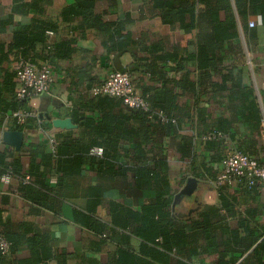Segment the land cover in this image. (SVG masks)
Masks as SVG:
<instances>
[{"label":"trees","instance_id":"obj_1","mask_svg":"<svg viewBox=\"0 0 264 264\" xmlns=\"http://www.w3.org/2000/svg\"><path fill=\"white\" fill-rule=\"evenodd\" d=\"M97 1L100 0H75L73 5L62 10L61 16L64 21L81 18L83 27L92 26L107 36L104 44L108 52L123 49L126 39L128 43H133L122 34L120 25L104 22L101 16L95 14ZM107 1L112 4L117 0ZM145 3L151 5V10L161 18L163 24L178 26L186 33L197 32L195 51H186V57L187 62L190 59L195 61L201 73L198 89L207 84L219 94L230 90L231 102L235 97L241 100L239 86L235 84L234 87H228L229 77L221 75L219 66L222 57H225V43L238 36L236 12L243 19L260 15L264 20V0H149ZM40 4L36 0L29 6L37 8ZM56 29L55 24L34 20L31 27L15 34L9 50L20 53L21 59L34 61L35 57L30 53L36 50L37 44L45 45L46 33ZM3 49L0 46V51ZM73 52L69 43L62 44L49 52L45 64L54 58L69 59ZM150 53L153 58H137L133 66L121 70L131 74L137 91V88L142 87V95L150 104L149 111L131 109L117 97L90 96L71 113L78 129L57 134L53 153L43 155L41 164H37L35 156H32L33 162L28 173L23 170L21 153L1 143L0 182L3 176L10 174L21 182V191L26 199L37 207L40 205L47 209L56 208L59 199L71 197V191L75 190V185L71 184L72 177L81 175L84 170H95L102 180L127 182L131 195L143 196L144 200L138 208L128 203L110 201V218L104 221L97 216V208L104 202L105 186L87 188L86 212H76L74 220L98 238L90 248L92 252L101 251L108 243L114 244L116 249L105 260L87 253L54 255L52 261L55 264H264V211L253 207L241 209L237 194H231L229 186L218 189L217 204H201L199 210L189 217L177 215L173 207L177 191L172 179L167 140L180 138L181 145L177 146V151L182 161L189 162L186 171L188 176L215 183L219 173L212 166L198 163L205 158L197 155L198 146L193 140H202L204 148L210 150L225 144L230 134L221 120L213 127H205L207 113L199 104L195 105L194 111L180 107V94L176 93L175 84H171L176 78L161 79L160 73L167 69L160 63L179 57V53L163 52L154 46ZM4 59H0V64ZM171 71L174 69L169 68ZM219 74L222 83H210L211 78ZM145 79L151 85L146 86ZM178 81L186 91H194L188 75ZM28 102L17 99L14 92L10 106L12 113L32 110ZM161 115L166 116L168 121L163 122ZM189 118L194 120L191 123L192 137L182 132ZM255 118L260 122L259 116ZM40 119L41 116L29 117L25 124L20 125L13 118L14 125L9 130L26 132L28 129L41 128L48 131L49 125L42 119L39 124ZM209 133H222L228 138L204 140L203 137ZM44 140L43 145L38 147L42 151L50 141L49 138ZM95 148L103 150L102 156L92 154ZM29 152L34 155L33 151ZM45 168H51L61 175L57 186L46 185ZM27 177L31 179L29 182H25ZM237 186L248 189L262 187H249L244 183ZM1 213L0 210V219ZM234 221L236 226L233 225ZM0 235L11 243L10 253L25 245L21 235L4 231ZM8 255H0V264H12ZM45 258L49 256H38L33 250L32 257L21 264H39Z\"/></svg>","mask_w":264,"mask_h":264},{"label":"crops","instance_id":"obj_2","mask_svg":"<svg viewBox=\"0 0 264 264\" xmlns=\"http://www.w3.org/2000/svg\"><path fill=\"white\" fill-rule=\"evenodd\" d=\"M34 1L36 0H0V46L4 47L3 51H0V59L8 57L0 64V123H2L0 146L1 143L2 146L6 145L2 141L3 134L11 131L9 127L14 125L10 106L13 103L14 92L17 90V82L13 75V67L17 60L22 58L20 53L9 50V46L15 40V34L19 30L31 27L34 20H44L56 25L55 31L46 33L45 45L37 44L36 50L30 53L32 57H35V60L31 62L37 64L47 63L45 57H48L51 50L62 44L69 43L74 52L69 59L54 58L50 63L48 62L54 76L50 93L28 102L30 108L38 111L40 116L43 115L41 119L49 125V130L43 131L39 128L21 131L24 134V145L20 151L6 145L21 153L25 173H28L33 162L32 156H35L37 164H41L43 155L53 153L50 141L44 151L38 148L43 145L45 138L70 131L55 128L48 116L52 119L70 118L72 120V111L79 108L80 104L91 96L90 91L94 86L104 82L112 72L133 66L137 58H153L150 53L153 46L163 52L180 55L160 63V66L167 69L160 73L162 80L177 79L171 84H175L176 93L180 94L178 101L180 107L194 111L195 105L199 104L207 113L205 127H213L221 120V124L228 128L230 135L227 142L215 149L206 150L202 140L197 142L193 140V143L198 146L197 155L205 158L198 163L201 162L206 167L212 166L220 173L222 159L231 151H243L258 158L264 156V20L262 16L251 15L243 19L236 12L238 36L224 45L225 57H222L219 66L220 73L223 77H229L228 87H234L236 84L241 90V100L235 97V100L231 102L230 90L219 94L207 84L198 89L197 83L201 73L197 70L195 61L190 59L187 62L188 57H186V51L189 53L195 51L197 32L186 33L178 26L170 27L163 24L161 18L151 10V5L145 3L149 0H117L112 4L107 0L96 2L95 14L101 16L104 22L120 25L122 34L133 42L128 43L126 39L123 41V49L116 52H108L104 44L107 36L97 32L92 26L83 27L81 18L63 20L62 10L73 5L75 0H39L41 2L39 7H30L29 5ZM252 22L255 23L254 27L250 26ZM218 47H220L219 44ZM169 68H173L174 71L169 72ZM186 75L193 84L194 91L188 92L177 83ZM144 81L146 86L151 85L148 79ZM213 82L222 83L220 74L211 78L210 83ZM137 89L142 94V87ZM256 116L260 117V122L255 118ZM192 122H194L192 118L187 119L182 130L188 137L193 135ZM77 129L78 126L72 130ZM200 129L203 130V127ZM167 142L174 189L178 194L188 178L192 176L186 173L189 162L182 161V156L177 151V146L181 145L180 138H169ZM29 150L33 151L34 155H31ZM102 153L97 155L92 152L97 156H102ZM44 170L47 171L46 185L57 186L61 175L51 168ZM197 181L198 189L192 196H185L176 205L174 199L173 207L181 218L189 217L197 212L201 204L218 203L219 188L215 183ZM71 184L75 185V190L71 191V197L59 199L56 208L47 209L40 205L37 207L25 198L18 179L10 177L8 182L1 179L0 232L21 235L24 237L25 244L18 251L8 255V260L12 264L28 261L32 257L33 250L38 253V256H49L39 264H55L52 261L54 255L64 253L69 255L87 253L105 260L115 251L116 246L108 243L102 247L101 251L92 252L90 248L98 241V238L74 220L76 212H86L87 188L105 186L104 202L97 208V216L104 221L110 218L108 205L110 201L116 200L138 208L144 200L143 196L131 195L127 182L102 180L95 170L92 172L84 170L81 175L73 176ZM229 192L237 194L241 209L253 207L262 208L264 211V186L259 189L234 186L229 188ZM49 195L55 197L50 193ZM192 210L194 212L190 214ZM233 225L236 226V221Z\"/></svg>","mask_w":264,"mask_h":264},{"label":"built area","instance_id":"obj_3","mask_svg":"<svg viewBox=\"0 0 264 264\" xmlns=\"http://www.w3.org/2000/svg\"><path fill=\"white\" fill-rule=\"evenodd\" d=\"M251 27L255 23H250ZM15 80L17 82L16 95L19 100L31 101L36 97L50 93L54 82L52 69L48 64H37L25 59H18L13 67ZM90 95L96 96H112L120 98L123 104L131 109L149 111L150 104L147 99L136 90L131 74L128 72L115 71L102 83L94 86ZM18 124L23 125L29 117L38 118L40 114L35 109L25 111L19 110L13 112ZM161 120L167 122L168 118L161 115ZM41 119L38 120L40 124ZM264 137V130H263ZM216 138L227 139V135L222 133H209L203 137L204 140H214ZM54 149L56 139L49 138ZM93 153L101 154L102 150L95 148ZM11 175L6 174L2 180L8 182ZM30 177H27L25 182H29ZM246 184L249 187L264 186V156L257 158L250 156L241 151H231L225 156L222 162V170L217 176L215 185L217 188L223 186L234 187L238 184ZM11 250V243L2 235H0V255H8Z\"/></svg>","mask_w":264,"mask_h":264},{"label":"water","instance_id":"obj_4","mask_svg":"<svg viewBox=\"0 0 264 264\" xmlns=\"http://www.w3.org/2000/svg\"><path fill=\"white\" fill-rule=\"evenodd\" d=\"M43 118V115H41ZM48 119L52 122V125L60 130H72L76 129L77 126L72 122L70 118L66 119H52L48 116ZM2 141L4 144L15 148L20 151L24 145V134L21 131H6L3 134ZM198 181L195 178H188L187 183L181 189V191L176 195L175 205L179 203L185 196H192L198 189ZM194 212L192 210L190 214Z\"/></svg>","mask_w":264,"mask_h":264}]
</instances>
